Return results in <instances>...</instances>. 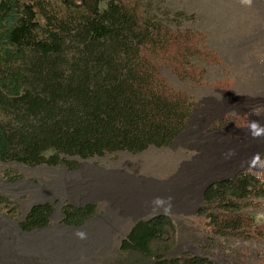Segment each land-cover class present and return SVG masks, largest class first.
I'll use <instances>...</instances> for the list:
<instances>
[{"label":"trees","instance_id":"16d2710c","mask_svg":"<svg viewBox=\"0 0 264 264\" xmlns=\"http://www.w3.org/2000/svg\"><path fill=\"white\" fill-rule=\"evenodd\" d=\"M204 41L199 32L154 20L135 0H0V165L75 170L74 158L170 146L188 128L196 102L164 72L203 86V69L189 61L223 65ZM254 175L243 171L206 190L200 213L211 233L246 239L253 229L263 232L237 204L264 198V179ZM4 178L22 176L9 170ZM214 206L219 213L212 214ZM0 208L11 218L21 214L9 198L0 197ZM94 211L62 209L71 226L84 224ZM52 213L51 205L35 206L19 226L44 229ZM174 228L166 217L142 221L122 250L149 264H202L161 255L154 245Z\"/></svg>","mask_w":264,"mask_h":264},{"label":"rangeland","instance_id":"374dc122","mask_svg":"<svg viewBox=\"0 0 264 264\" xmlns=\"http://www.w3.org/2000/svg\"><path fill=\"white\" fill-rule=\"evenodd\" d=\"M135 1L173 30L203 34L205 48L219 54L223 65L197 58L189 61L203 69V86L164 72L175 88L196 102L188 128L168 147L138 155L117 152L87 161L74 158L79 165L75 170L64 165H0V197L12 199L21 211L11 218L0 208V264H149L138 254L124 252L122 243L135 225L157 217L169 218L175 226L154 245L167 259L264 264V198L237 203L242 214L253 218L252 225L263 228L259 233L251 230L246 239L211 233L208 217L200 213L205 206L202 194L211 186L243 171L264 179L260 175L264 173V0ZM225 79L231 83L221 84ZM226 118V123L217 124ZM9 170L22 178L6 181L4 174ZM189 177L194 178L190 183ZM140 181L162 192H179L180 197L172 205L160 204L139 216L130 215L116 186ZM197 184L203 187L200 196L194 193ZM39 205L53 208L48 227L23 231L19 223ZM66 206H92L95 211L84 224L71 226L62 213ZM217 208L212 214L219 213Z\"/></svg>","mask_w":264,"mask_h":264},{"label":"bare ground","instance_id":"6f19581e","mask_svg":"<svg viewBox=\"0 0 264 264\" xmlns=\"http://www.w3.org/2000/svg\"><path fill=\"white\" fill-rule=\"evenodd\" d=\"M264 71V70H263ZM231 155V154H230ZM136 158V157H135ZM134 158V160H135ZM138 158V157H137ZM136 158V159H137ZM133 160V161H134ZM139 160V159H138ZM127 161V160H126ZM228 161V160H227ZM125 162V161H124ZM128 162V161H127ZM123 163V162H122ZM134 163V162H133ZM148 164V163H147ZM151 165V164H150ZM142 166V165H141ZM125 167V166H124ZM136 167V166H135ZM129 168V167H128ZM203 173L206 174V171ZM148 174V173H147ZM104 176V175H103ZM102 176V177H103ZM126 176V175H125ZM133 176V175H132ZM103 179V178H102ZM110 179V178H109ZM118 179V178H117ZM194 178H187L186 180H191ZM114 180V179H113ZM137 180V179H136ZM143 180V179H142ZM141 180V181H142ZM145 180V179H144ZM185 180V181H186ZM140 183L125 182L124 184H118L116 186L118 196L123 202V205L127 208V212L130 215L139 216L143 211L160 204H170L174 203L175 199L180 197L177 192L161 191L156 185H146ZM184 181V183H185ZM120 182V181H119ZM147 182V181H146ZM190 183V181H189ZM188 184V183H187ZM202 184V183H201ZM186 185V183H185ZM111 186V185H110ZM195 185H193L194 187ZM109 187V186H108ZM184 187V186H182ZM189 188V187H188ZM203 187L197 184L194 188V193L200 196ZM181 189V188H180ZM171 190V189H170ZM176 190V189H175ZM182 190V189H181ZM111 191V190H110ZM172 191V190H171ZM165 192V193H164ZM184 192V191H183ZM113 196V195H112ZM117 196V195H116ZM109 197V196H108ZM112 198V197H111ZM116 198V197H115ZM173 200V201H172ZM120 201V200H119ZM116 202V201H115ZM114 202V203H115ZM116 205V204H115ZM164 206V205H163ZM120 207V206H119ZM118 207V208H119ZM158 209V208H157ZM156 209V210H157ZM151 211V210H150ZM124 214V213H123ZM122 214V215H123Z\"/></svg>","mask_w":264,"mask_h":264},{"label":"clouds","instance_id":"9594fccd","mask_svg":"<svg viewBox=\"0 0 264 264\" xmlns=\"http://www.w3.org/2000/svg\"><path fill=\"white\" fill-rule=\"evenodd\" d=\"M78 235H79L81 238H84V234H83V233H78Z\"/></svg>","mask_w":264,"mask_h":264},{"label":"water","instance_id":"95a60500","mask_svg":"<svg viewBox=\"0 0 264 264\" xmlns=\"http://www.w3.org/2000/svg\"><path fill=\"white\" fill-rule=\"evenodd\" d=\"M182 134H184V133H182ZM182 134H181V135H182ZM178 138H179V137H178ZM178 138H177V139H178ZM232 179H233V178H232ZM204 193H205V190H204V192H203V194H202V199H203V201H204Z\"/></svg>","mask_w":264,"mask_h":264}]
</instances>
